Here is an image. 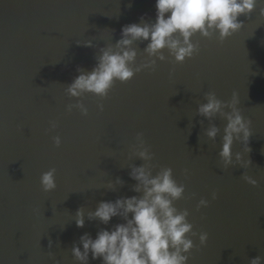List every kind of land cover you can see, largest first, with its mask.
<instances>
[{
  "label": "water",
  "instance_id": "95a60500",
  "mask_svg": "<svg viewBox=\"0 0 264 264\" xmlns=\"http://www.w3.org/2000/svg\"><path fill=\"white\" fill-rule=\"evenodd\" d=\"M154 4L0 0V264H52L49 253L58 264H76L71 248L82 234L94 238L99 229L122 223L118 217L108 225L85 219L77 228L73 217L78 208L91 211L100 201L139 195L131 191L135 181L128 174L129 164H143L131 154L137 133L152 154V174L168 167L184 185L173 206L187 210L194 232L207 234L203 246L189 234L194 247L186 264H249L257 256L264 264V0L239 15L241 28L223 41L215 33L194 35L198 51L182 64L170 63L165 51L166 60L154 70L114 82L103 99L66 95L77 67L91 71L99 49L114 45L122 26L141 16L154 21ZM84 40L94 47H84ZM145 44L132 45L133 67L147 59ZM206 92L222 102L236 93L238 110L249 121V151L236 141L231 151L250 162L247 169H222V119L212 121L221 130L214 141L203 135L209 122L196 115V107ZM77 99L87 115L66 111ZM56 136L59 146L52 141ZM49 169H55L56 187L44 192L39 177ZM117 177L122 186L107 190L104 185ZM202 198L207 207L197 209ZM88 264L100 260L89 254Z\"/></svg>",
  "mask_w": 264,
  "mask_h": 264
},
{
  "label": "clouds",
  "instance_id": "9594fccd",
  "mask_svg": "<svg viewBox=\"0 0 264 264\" xmlns=\"http://www.w3.org/2000/svg\"><path fill=\"white\" fill-rule=\"evenodd\" d=\"M255 4L256 0H155L154 21L146 22L141 16L138 23L122 26L120 39L112 46L99 49L91 71L77 67L78 75L66 87V95L80 98L87 93L103 99L114 82L125 83L141 70H154L157 61L166 60L165 51L171 58L170 63L182 64L198 51L191 40L194 35L207 39L215 33L218 40L223 41L241 28L237 17L247 16ZM259 15L264 18V8L259 10ZM137 41H146L143 54L147 59L133 67L137 52L132 45ZM76 43L80 45L81 41ZM82 43L84 47H94L90 40ZM169 76H172V70ZM203 101L197 105L196 115L209 122L203 131L208 140L214 141L221 131L212 121L220 118L225 122L218 153L222 169L235 166L247 169L250 162L242 159L241 152L233 154L231 151L234 141L241 144L244 153L249 151V121L238 110L236 93L229 101L222 102L213 92H206ZM73 108L81 115H87V109L78 99L74 105H67L66 111ZM97 109L102 111L103 106L98 104ZM49 126L55 128L56 124L50 122ZM52 141L59 146L58 136ZM131 154L143 161L141 166L128 165L129 178L135 181L131 191L139 195L100 201L91 211L76 210L73 220L77 228L84 226L85 219L98 221L101 225H108L114 217L122 221L109 229H99L94 238L88 233L82 234L71 248L76 264H88L89 254L92 260L99 259L100 264H186L187 254L194 247L189 234L198 239L199 245L205 244L207 234L192 230V224L186 219L187 210L178 211L173 206V201L182 197L184 185L176 183L168 167L152 174L149 163L152 154L145 146L142 133L136 134ZM54 173L55 169H49L40 174L39 182L44 192L56 187ZM242 179L249 185H256V181L246 174H242ZM122 184L117 177L104 187L115 191ZM211 198H216L215 193ZM207 203L202 198L196 207H207ZM51 246L49 241V248ZM49 258L52 264H58L51 253ZM249 264H261V257L251 258Z\"/></svg>",
  "mask_w": 264,
  "mask_h": 264
}]
</instances>
